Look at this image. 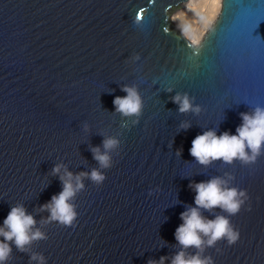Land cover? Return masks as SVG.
<instances>
[{
	"label": "water",
	"instance_id": "obj_1",
	"mask_svg": "<svg viewBox=\"0 0 264 264\" xmlns=\"http://www.w3.org/2000/svg\"><path fill=\"white\" fill-rule=\"evenodd\" d=\"M183 1L0 0V225L17 203L37 221L46 217L35 210L62 191L55 164L90 171L101 134L121 141L102 185L85 180L77 195L76 226L42 228L47 239L32 250L47 264H147L172 255L180 213L195 206L188 185L225 172L248 196L230 217L239 240L219 241L205 255L214 264H264V155L205 168L189 153L198 134H235L239 113L264 106V0H223L197 44L170 20ZM126 84L138 86L144 110L122 129L113 99L126 95ZM176 92L195 97L201 113L180 114L170 99ZM183 121L192 127L180 130ZM12 256L8 264H29L15 246Z\"/></svg>",
	"mask_w": 264,
	"mask_h": 264
},
{
	"label": "clouds",
	"instance_id": "obj_2",
	"mask_svg": "<svg viewBox=\"0 0 264 264\" xmlns=\"http://www.w3.org/2000/svg\"><path fill=\"white\" fill-rule=\"evenodd\" d=\"M135 59L138 60L139 56ZM121 91L126 95L113 99L114 113L123 118L120 127L128 129L139 123L144 101L136 84L122 85ZM167 91L171 93L174 90ZM170 99L178 105L180 114L199 115L202 111V106L194 102L195 97L187 92H176ZM239 116L242 122L236 127L235 134L224 131L217 135L218 129L211 128L192 140L189 153L196 163L205 168L216 161L227 165L238 161L247 166L264 155V106L251 107L250 111L241 112ZM191 127V123L187 121L179 124L180 130ZM82 130L87 133L90 126L84 123ZM101 135L102 145L90 148L98 167L73 173L64 163H56L51 169V175L59 178L62 191L35 210L37 214L47 213L46 217L42 216L37 221L32 213H28L23 203L11 206L0 225V264H8L12 259L13 246L16 251L28 254L29 264H47L42 253L32 250L34 243L47 239L42 228L52 222L64 227H75L78 217L75 201L77 195L85 190V180L96 186L102 185L106 179L103 170L111 168L114 163L113 154H119L121 141L118 136L107 133ZM181 152L182 149L177 150L176 155L181 156ZM234 179L232 174L225 172L223 176H212L199 183L191 182L188 187L195 193V206L185 205V211L180 213L182 223L174 232L177 242L174 246L178 250L159 260L149 259L147 264H214L213 258L205 255L206 249L215 247L222 240L229 246L235 244L239 240V230L232 225L230 217L240 212L248 196L246 190L234 186ZM159 191V187L150 189L148 195ZM205 212L213 218L204 215Z\"/></svg>",
	"mask_w": 264,
	"mask_h": 264
},
{
	"label": "bare ground",
	"instance_id": "obj_3",
	"mask_svg": "<svg viewBox=\"0 0 264 264\" xmlns=\"http://www.w3.org/2000/svg\"><path fill=\"white\" fill-rule=\"evenodd\" d=\"M222 5L223 0H185L179 4L181 9L170 15V20L192 44H197L218 18Z\"/></svg>",
	"mask_w": 264,
	"mask_h": 264
},
{
	"label": "rangeland",
	"instance_id": "obj_4",
	"mask_svg": "<svg viewBox=\"0 0 264 264\" xmlns=\"http://www.w3.org/2000/svg\"><path fill=\"white\" fill-rule=\"evenodd\" d=\"M180 7H181V6H179L178 8H176V9L172 12L171 17L181 9ZM171 21H172V19H171ZM172 22H173V21H172ZM214 22H215V21H214ZM214 22H213V23H214ZM213 23H212V24H213ZM212 24H211V26H212ZM173 26L176 27V26L174 25V23H173ZM211 26H210V27H211ZM210 27H209V28H210ZM209 28H208V29H209ZM201 40H202V39H201ZM199 42H200V41H199ZM199 42H198V43H199Z\"/></svg>",
	"mask_w": 264,
	"mask_h": 264
}]
</instances>
